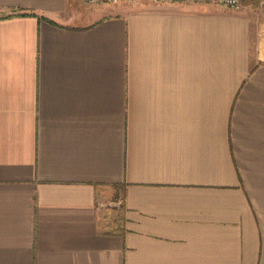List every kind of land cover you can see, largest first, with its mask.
<instances>
[{
	"label": "crops",
	"instance_id": "0c3cea01",
	"mask_svg": "<svg viewBox=\"0 0 264 264\" xmlns=\"http://www.w3.org/2000/svg\"><path fill=\"white\" fill-rule=\"evenodd\" d=\"M261 46L264 0H0V264H264Z\"/></svg>",
	"mask_w": 264,
	"mask_h": 264
},
{
	"label": "built area",
	"instance_id": "2783aa9c",
	"mask_svg": "<svg viewBox=\"0 0 264 264\" xmlns=\"http://www.w3.org/2000/svg\"><path fill=\"white\" fill-rule=\"evenodd\" d=\"M90 4L97 3H107V4H116L123 1H132V0H84ZM156 2H166V1H213L223 9L229 10H238L241 7V0H151Z\"/></svg>",
	"mask_w": 264,
	"mask_h": 264
},
{
	"label": "rangeland",
	"instance_id": "374dc122",
	"mask_svg": "<svg viewBox=\"0 0 264 264\" xmlns=\"http://www.w3.org/2000/svg\"><path fill=\"white\" fill-rule=\"evenodd\" d=\"M261 48H262V50L264 51V46H263V47L261 46ZM261 57L264 58V56H261ZM114 198H115V194L113 193V194L110 195V197H108V198L105 200V202L112 206L113 204L116 203ZM115 206H116V205H115ZM107 209H115V208H114V207H113V208L107 207Z\"/></svg>",
	"mask_w": 264,
	"mask_h": 264
}]
</instances>
